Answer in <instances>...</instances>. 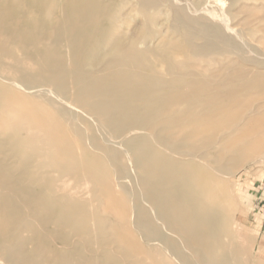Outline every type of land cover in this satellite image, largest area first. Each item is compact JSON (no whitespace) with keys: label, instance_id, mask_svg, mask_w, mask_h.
<instances>
[{"label":"bare ground","instance_id":"6f19581e","mask_svg":"<svg viewBox=\"0 0 264 264\" xmlns=\"http://www.w3.org/2000/svg\"><path fill=\"white\" fill-rule=\"evenodd\" d=\"M163 1L175 38L136 0L106 48L116 0H0V264H248L227 176L264 157V57L214 0Z\"/></svg>","mask_w":264,"mask_h":264},{"label":"rangeland","instance_id":"374dc122","mask_svg":"<svg viewBox=\"0 0 264 264\" xmlns=\"http://www.w3.org/2000/svg\"><path fill=\"white\" fill-rule=\"evenodd\" d=\"M177 1L198 7L202 5L209 7L212 0ZM116 3L114 6L115 26L108 31L110 39L106 43V48L117 40L125 41L137 35L141 25L145 23L142 12L136 9V0H116ZM214 3L218 9L226 10L223 15L225 24L243 29L241 37L252 48L255 47L253 52L255 58L264 57V43L258 42L264 38V20H262L264 19V0H214ZM147 14L150 31L155 38L152 42L150 41V44H157L164 36L167 39L177 36V30L173 28L174 24L171 22V9L165 1L159 0L158 5L150 8ZM244 21H250V23L244 25ZM195 41L198 42V39ZM203 58L202 63L212 69L217 67L216 61H218L219 68V66L237 60L235 53L223 50H218L217 54H208ZM228 170L230 171L227 177L231 179L232 193H234L235 202L238 203V213L235 219L238 223L235 227L241 234L245 230L243 245L246 248H249L250 243L252 247L254 246L252 251L250 250L247 262L248 264H264V157H255L250 161L239 158L238 163Z\"/></svg>","mask_w":264,"mask_h":264}]
</instances>
